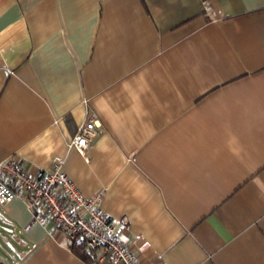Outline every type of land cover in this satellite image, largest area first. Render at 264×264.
<instances>
[{"label": "crops", "instance_id": "obj_1", "mask_svg": "<svg viewBox=\"0 0 264 264\" xmlns=\"http://www.w3.org/2000/svg\"><path fill=\"white\" fill-rule=\"evenodd\" d=\"M7 158L60 163L139 264H264V0H0ZM0 264L88 259L18 195Z\"/></svg>", "mask_w": 264, "mask_h": 264}, {"label": "built area", "instance_id": "obj_2", "mask_svg": "<svg viewBox=\"0 0 264 264\" xmlns=\"http://www.w3.org/2000/svg\"><path fill=\"white\" fill-rule=\"evenodd\" d=\"M102 130L96 115L88 111L69 144L81 154ZM23 196L30 208L54 223L71 248L82 244L88 264H139L126 243L117 238L118 222L96 205L99 195H84L55 162L52 169L30 173L18 158L0 161V204Z\"/></svg>", "mask_w": 264, "mask_h": 264}, {"label": "trees", "instance_id": "obj_3", "mask_svg": "<svg viewBox=\"0 0 264 264\" xmlns=\"http://www.w3.org/2000/svg\"><path fill=\"white\" fill-rule=\"evenodd\" d=\"M77 253L81 254V252L86 253L88 252L87 250H85V248L83 247L82 244H79L78 247L73 248ZM85 259H88L87 256L85 254H81Z\"/></svg>", "mask_w": 264, "mask_h": 264}]
</instances>
